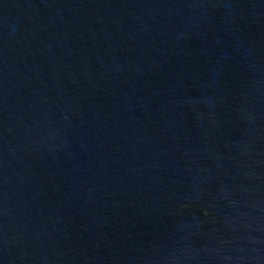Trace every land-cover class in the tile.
<instances>
[{"label":"water","instance_id":"95a60500","mask_svg":"<svg viewBox=\"0 0 264 264\" xmlns=\"http://www.w3.org/2000/svg\"><path fill=\"white\" fill-rule=\"evenodd\" d=\"M0 264H264V0H0Z\"/></svg>","mask_w":264,"mask_h":264}]
</instances>
